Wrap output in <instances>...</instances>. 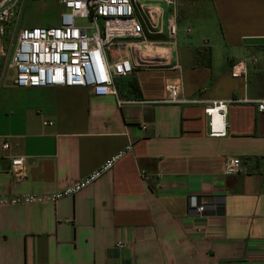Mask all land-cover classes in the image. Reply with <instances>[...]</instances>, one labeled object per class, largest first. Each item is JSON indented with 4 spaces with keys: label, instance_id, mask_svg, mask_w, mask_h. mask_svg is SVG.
I'll return each instance as SVG.
<instances>
[{
    "label": "crops",
    "instance_id": "crops-1",
    "mask_svg": "<svg viewBox=\"0 0 264 264\" xmlns=\"http://www.w3.org/2000/svg\"><path fill=\"white\" fill-rule=\"evenodd\" d=\"M176 20L180 69L115 79L121 107L85 88L13 86L6 39L16 25L7 27L0 195L54 194L130 151L73 196L0 207V264H264V0H180ZM250 57L256 63L232 78L231 67ZM175 82L182 98L200 102L163 103ZM212 101L229 102L224 138L207 134L203 102ZM12 157L25 160L21 179ZM234 158L244 171L224 175ZM140 171L162 179L144 182ZM211 197L223 206L195 217L190 201Z\"/></svg>",
    "mask_w": 264,
    "mask_h": 264
},
{
    "label": "built area",
    "instance_id": "built-area-1",
    "mask_svg": "<svg viewBox=\"0 0 264 264\" xmlns=\"http://www.w3.org/2000/svg\"><path fill=\"white\" fill-rule=\"evenodd\" d=\"M42 1L57 2L64 11L56 26H32L17 32L8 64L13 76L12 84L17 88H85L94 96L116 97L121 107L126 102L117 97L115 79L128 77L136 69H180L176 59L172 58L176 47L177 6L180 0H155L156 3L150 5L145 4L144 0ZM21 2L23 0H0V57L4 52L7 27L19 21L18 6ZM185 32L189 34L190 29L186 28ZM255 63L254 57L235 63L230 69V76L243 77L248 67ZM165 90L167 99L163 103L200 102L182 98L180 85L176 82L166 85ZM203 103L208 136L224 138L227 134L229 102ZM258 109H264V102L258 104ZM142 128L145 129V126ZM1 149L6 151L8 143L3 142ZM128 151L129 146L85 178L54 194L0 195V207L55 202L73 196L108 172ZM9 163L10 172L21 179L24 176V158L12 157ZM243 171L237 158L224 164V175H237ZM149 178L160 183L162 176L140 171L142 181L146 182ZM223 203V198L211 197L198 206H193L190 201L189 208L195 217H202L206 213L216 212ZM116 246L123 248L119 242Z\"/></svg>",
    "mask_w": 264,
    "mask_h": 264
},
{
    "label": "rangeland",
    "instance_id": "rangeland-1",
    "mask_svg": "<svg viewBox=\"0 0 264 264\" xmlns=\"http://www.w3.org/2000/svg\"><path fill=\"white\" fill-rule=\"evenodd\" d=\"M144 3L150 5L156 2L155 0H144ZM19 8L20 18L14 28L12 36L10 35L8 36V39H6L7 47H13L15 36L20 29L31 26H56L59 24V18L63 12L62 6L53 1L23 0L21 5L18 6V9ZM165 20H167V16L165 17ZM183 27L184 23L181 25V28Z\"/></svg>",
    "mask_w": 264,
    "mask_h": 264
},
{
    "label": "trees",
    "instance_id": "trees-1",
    "mask_svg": "<svg viewBox=\"0 0 264 264\" xmlns=\"http://www.w3.org/2000/svg\"><path fill=\"white\" fill-rule=\"evenodd\" d=\"M198 55L201 56V58H204L205 63L203 62V65L209 66V62H210V52L209 51H203L201 53H198Z\"/></svg>",
    "mask_w": 264,
    "mask_h": 264
}]
</instances>
